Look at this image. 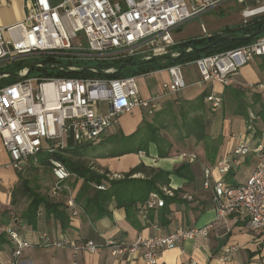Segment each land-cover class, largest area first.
<instances>
[{"label":"built area","instance_id":"2783aa9c","mask_svg":"<svg viewBox=\"0 0 264 264\" xmlns=\"http://www.w3.org/2000/svg\"><path fill=\"white\" fill-rule=\"evenodd\" d=\"M227 1L230 0L189 4L187 0H60L58 3L27 0L21 21L9 26L0 24V67L14 65L16 72L13 80L0 86V137L10 155L11 166L21 171L30 157L44 154L54 176L50 194L58 196L68 190L66 181L74 173L59 155H65L74 146L97 143L117 126L121 115L135 108L144 109L148 116L154 115L160 97L178 94L187 87L183 63L172 64L163 68L170 78L164 82L162 93L145 99L140 95L138 75L110 77L108 74L117 70L110 64L168 54L179 43L173 36L176 29ZM236 1L244 5L241 15L245 20L264 13L261 0ZM250 1L260 5L252 7ZM255 8L263 10L253 14ZM201 28L207 34L204 24ZM179 54L176 51L170 55ZM260 56H264V33L251 42L192 62L201 76L199 84L227 85L243 66ZM26 59L32 60V70L31 65H23ZM52 70L62 74H47ZM11 76L6 70L0 73V79ZM206 90L205 102L212 111H217L224 103V95L213 87ZM254 118L251 113L246 134L254 129ZM242 138L226 157L204 168L203 184L212 191L217 218L240 211L247 218L249 228L264 230V141L252 143L247 136ZM252 153L259 158L252 173L243 182H228L224 175L229 172L231 162ZM139 154L145 156L144 151ZM177 157L182 162L193 163L198 154L183 152ZM214 170L219 172V177L213 176ZM95 187L106 189L105 184ZM162 190L165 195L175 194L170 186H163ZM66 202L72 216L82 209L73 198ZM164 205V197L152 192L147 203L140 204L138 209L148 219L150 209ZM148 221L159 229L158 222ZM212 227V222L180 226L169 233L139 238L132 245L115 241L107 244L113 247L114 256L134 255L141 249L143 264H158L161 249L206 236ZM8 236L11 259L5 262L0 256V264H19L20 256L33 243L16 229H9ZM39 243L92 252L103 246L93 240L77 245L66 238L50 241L45 236Z\"/></svg>","mask_w":264,"mask_h":264},{"label":"crops","instance_id":"0c3cea01","mask_svg":"<svg viewBox=\"0 0 264 264\" xmlns=\"http://www.w3.org/2000/svg\"><path fill=\"white\" fill-rule=\"evenodd\" d=\"M187 1L189 4H195L201 0ZM261 1L264 3V0ZM27 6V0H0V24L9 26L21 21L25 16ZM204 13L195 18H201ZM189 21L176 29L174 35L182 31ZM201 24L205 25L207 34L203 32ZM207 24L209 25L208 22L206 23L205 20L201 19L200 32L176 41L181 42L193 37H207L214 33H219L223 29V27H211L210 30ZM258 59L259 57H256L253 61L243 66L227 85L219 82H209L206 84V87L197 90L194 94L176 93L177 95L173 99H166L163 102L159 101L162 97L158 99L159 108L156 111L157 113L161 112L159 110H162L163 104H168V106L172 104V107L176 108L181 106L192 108V105L197 102V96L207 87H213L215 91L222 93L224 98L227 93L234 90V88H239L240 85L247 88L248 86L251 87V96L255 97L251 102L254 103L258 112L256 115L254 114V129L249 134H246V126L249 121V114L252 113L250 109L246 110L243 108L234 112V114H237L241 118V122L236 128L234 127V122L229 119H226V124L223 123L221 125V117L218 115L220 112L217 110L210 113L211 109L208 103H205V111L200 112L209 119L207 130L210 136L215 138L214 142L209 139V150L211 153V146L214 144L217 149L214 154L209 155L205 142L203 140L198 141L193 134L180 138L181 135L185 134V131H181L179 139L183 140L184 145L179 149L178 147L171 146L170 149L173 153L170 152L169 157L160 158L158 156V147L155 143L149 144L148 153L144 151L145 156L133 152L123 155H112L113 152L118 151L117 144L120 135L128 136L134 133L143 119L145 117L149 118L146 111L141 108H135L132 112L121 115L117 126L97 143L78 145L77 153L69 150L66 151L65 155L73 161L83 163L82 159L87 158L84 164L100 173L109 171L107 175L111 178L115 175L122 176L131 167L140 162H144L148 166L171 170L182 163L180 158L177 157L180 153L186 151L196 152L198 159L190 164V177L171 176L170 187L174 190V193H178V199L180 200L167 203V207L171 209L168 214L170 223L168 225L159 224V229H156L148 219L151 222H158L160 207L150 209L147 213V219L138 209L140 204H136L138 212L132 220H129L127 219L126 209L116 206L115 202H112L109 206L111 216L105 215L96 220L91 219L82 209L77 215L72 216L67 207L65 212L70 220L69 225L66 227H63L53 214H47L44 207L41 206L37 216V223L33 227L21 217L22 212L28 206L30 196H23L18 191L17 203H12V191L24 187L23 180L25 181V185L36 189L49 199L67 205L66 201L69 198L76 199L84 178L79 177L73 172L74 175L66 181L69 189L63 191L58 196H52L50 191L54 183V176L48 162L44 158L46 155L40 154L30 157L24 169L18 171L11 166L10 155L4 148L0 137V203L8 206L12 211L11 213H13L6 227H0V233L6 231L8 236L9 229H17L33 243L31 247L24 250L19 258V264H143L141 249L136 251L134 255L118 254L114 256L112 253L113 247L108 245L107 241L132 245L139 238L169 233L180 226H201L208 222L213 223V227L209 228L208 235L197 237L194 240H182L173 247L161 249L157 255L158 264H188L192 261L196 264H264V230H252L249 228L247 218L240 211L217 218V213L212 203V191L205 188L203 184L204 168L212 166L217 160L226 157L240 143L243 139L242 137L247 136L252 143L264 141V87L261 86L264 83V62ZM189 63L193 62L190 61ZM144 74L155 76L165 74L166 79L165 81L159 80L149 87L143 80ZM144 74L138 75L137 81L140 80L138 83L140 95L145 99L160 94L163 82L169 81L170 78L169 73L165 69H158ZM192 84L190 82V86H194ZM227 86H230V88L228 89ZM247 94H249L248 91ZM251 96L248 98H251ZM246 111H250L249 114L247 113L249 117L245 114ZM192 113L194 114V111L190 109L189 116ZM216 123L217 125H215ZM178 125L175 121L174 126L177 127ZM91 144L100 145L101 148L88 151L86 145ZM82 154H85V156L82 157ZM166 160H171V163H166ZM258 160L259 158L254 153L237 157L231 162L229 172L224 175L226 180L235 183L243 182L252 173ZM34 171L44 174L43 179L41 177L39 179L41 178L42 180L40 181L46 183L49 187L45 192H42V189L39 187L32 186L29 177L23 176L25 172H27L26 174H30ZM213 176L217 178L220 174L217 170H214ZM43 236L48 237L50 241L66 238L77 245L83 244L88 240H93L103 246L94 252L86 249L77 251L70 246H45L39 243L41 241L40 238H43ZM11 249L6 245L0 250V256L5 262L11 259ZM228 253L229 257L226 258L225 255Z\"/></svg>","mask_w":264,"mask_h":264},{"label":"trees","instance_id":"16d2710c","mask_svg":"<svg viewBox=\"0 0 264 264\" xmlns=\"http://www.w3.org/2000/svg\"><path fill=\"white\" fill-rule=\"evenodd\" d=\"M262 27H264V13L244 20L235 26L226 25L219 33H214L207 37H193L181 41L173 46V49H176L180 53L175 57L168 54L152 57L154 59H127L111 63L110 65L115 66L116 69H118L121 64H124L125 66L120 71L116 70L115 72L108 74V76L119 77L125 75H140L154 70L163 69L172 64L186 63L202 56L223 52L257 39L262 34L253 38L245 39L238 38V36L249 35ZM222 35H231L232 38L220 41L207 49H195V47H202L212 43ZM188 47H191L192 49L187 51L186 48ZM14 68V65H8L0 68V73L6 70L12 74L10 78H1L0 86L15 78L14 73L16 72L14 71ZM47 74L61 75L62 73L57 70H52L47 72ZM207 93L206 89L202 91L197 96V102L192 105V108H185L184 106L179 107L180 114L183 118L182 126L185 130V134L181 135L180 138H185L193 134L198 141L203 140L205 142L207 153L210 155L214 154L217 149L213 144L211 146L212 152L210 153L209 139L214 142L215 138H212L207 130L209 119H207L203 113H200L201 111H205V96ZM171 108H173L172 104H170L169 109L163 110L157 113V115H154L152 120L145 117L134 133L128 136L121 134L120 138H118V151L113 152L112 155H123L132 152L139 153L142 150L148 153L149 144L155 143L158 147V156L160 158L169 157L172 144L167 137L161 134V130L168 127V124H166L162 118L166 114L164 112H171L172 116H175ZM190 109L194 111V115L191 117L189 116ZM67 150L77 153L78 147L75 146ZM59 157L65 162L72 172L77 174L79 177L84 178L83 184L78 191L75 201L82 207L83 212L90 216L93 220L99 219L105 215L111 216L109 206L112 202H115L118 207H124L127 212V219L132 220L138 212L136 204L145 205L150 199L151 193L157 192L164 197L166 202V204L159 209L158 222L161 225H168L170 223L168 214L171 209L167 207V203L178 201L180 199H178V193L176 192L173 196L165 195L162 187L170 186L172 175L180 177L191 176V163L187 161L182 162L180 165L175 166L171 170L148 166L144 162H140L139 164L131 167L121 177L111 178L107 175V173L109 174V171L100 173L91 169L84 163L73 161L66 155H59ZM44 158L48 162L47 156ZM135 174H141V176H134ZM24 183L25 181L23 180L24 187L20 189L17 188L12 191V203H17L16 198L18 191L21 192L23 196H30L28 206L21 214V217L28 224L33 227L36 225L39 209L43 206L46 213L53 214V216L60 221L63 227L69 225L70 219L65 212L67 208L65 203L49 199L46 195H43L36 189L31 188L29 185H25ZM230 183L237 184L235 182ZM95 184H105L106 189H98L95 187ZM10 212V209L2 211L0 215V226L7 225L11 218V215L9 214ZM40 239L42 240V238ZM6 245H8L10 249L12 248L11 241L7 236L6 231H3L0 233V250H2Z\"/></svg>","mask_w":264,"mask_h":264},{"label":"rangeland","instance_id":"374dc122","mask_svg":"<svg viewBox=\"0 0 264 264\" xmlns=\"http://www.w3.org/2000/svg\"><path fill=\"white\" fill-rule=\"evenodd\" d=\"M59 1L60 0H52L53 3H58ZM250 4L252 7H256V6L260 5V3H257L255 1H250ZM243 7H244V5L238 3L236 0H230V1L224 2L220 6L209 10V12L204 13L201 18L192 19L191 21H189L184 26L182 31H180L178 34H175V35L173 34V36H174L175 40H181L184 38H188L189 36L194 35L197 32H200L201 31L200 30L201 19L205 20L206 23L207 22L209 23V25L207 24V26L209 27L210 30H211V27L212 28H219V27H225L226 25L235 26L237 24H240L241 22H243L245 20L241 15V10ZM176 51H177L176 49H171V51L168 54H171V53L176 52ZM168 54H165V55H168ZM258 60H261L262 62H264V56H260ZM31 63H32V60L26 59V60H24L23 65L27 64L30 66ZM182 72L184 75V79L187 83V87L184 88L180 92V94L191 95V94H194V92H197V90H200L201 88L206 87V84H199V81L201 80V76H200V73L198 71L197 65L195 63H189V62L183 63L182 64ZM165 79H166L165 74L157 75V76L144 74V78H143V80L148 84L149 87H151V84H153L155 82L157 83L159 80L165 81ZM139 81L140 80H138V83H139ZM190 82H192L193 83L192 85H194V86H190ZM163 84H164V82H163ZM227 88L229 89L230 86H227ZM251 90L252 89L249 86L247 88V87H243L242 85H240L239 88H234V90L227 93V95L224 98V103H223L222 107L220 109H218V112H220V113H218V115L221 117L220 118L221 119L220 120L221 125L223 123L226 124L227 123L226 119H229L230 121L234 122L235 128L238 127L240 122H241V118L237 114H234V112L239 111L243 108L246 110L250 109L251 112L256 115V113L258 111H257V108H255L254 103L251 102L253 100V98H255V97L251 96L252 95ZM161 91H163V87H162ZM161 91H160V93H162ZM247 91L249 92V94H247ZM176 95L177 94L165 95L159 101L163 102L166 99L171 100ZM250 96H251V98H248ZM162 107H163L162 110H159V111H163L164 109L165 110L169 109L168 104H163ZM171 110L175 114V116H172L171 112L170 113L168 111L164 112L166 114L162 118L164 119L165 123L168 124V127L166 129H162L161 134L164 135L165 137L169 138L172 146L178 147V149H179L182 145H184L183 140L179 139L180 132L185 131L184 127H182L183 120H182V117L180 115V109L178 107L177 108L173 107V108H171ZM211 112L213 113L214 111L210 110V113ZM249 112H248V114H249ZM156 113H154V115H156ZM245 114H247V112ZM154 115L148 116L149 118H147V119L152 120ZM192 115H194V114L192 113L191 116ZM249 115H248V117H249ZM175 121L179 124L177 127L174 126ZM252 123L254 124V120ZM215 125H217V123ZM86 147H87L86 149L88 151H94L95 149L101 148L100 145L97 146V145H93V144L86 145ZM182 151H184V150H182ZM170 152L173 153L171 151V149H170ZM84 156H85V154H82V157H84ZM86 160H87V158H83L82 162L85 163ZM166 163H171V160H166ZM35 172H37V173H35ZM26 173L27 172H25V174H23V176L26 175L27 177H29L30 184L32 186L41 188L42 192H45L46 190H48L49 187L46 185V183H42L40 181L43 179L42 177H44V174H41L42 172L34 171L30 174H26ZM45 173H47V171H45ZM48 175H49V173H48ZM135 176H141V174H137ZM39 177H41L42 179L41 178L39 179ZM117 178H119V177H117ZM5 209H10V208L8 206L2 205L0 203V215H1L2 211ZM10 211H11V209H10ZM11 212L9 214L12 216L13 213H11ZM0 227H6V225L0 226Z\"/></svg>","mask_w":264,"mask_h":264},{"label":"water","instance_id":"95a60500","mask_svg":"<svg viewBox=\"0 0 264 264\" xmlns=\"http://www.w3.org/2000/svg\"><path fill=\"white\" fill-rule=\"evenodd\" d=\"M263 33H264V27H262V28H260V29H258V30H256V31H254V32H252V33L249 34V35H239L238 38H241V39H245V38H253V37H255V36H257V35H261V34H263ZM230 38H232L231 35H222V36H220L219 38H217L215 41H213L212 43H209V44L204 45V46H202V47H195V49H196V50L207 49V48H209V47H211V46H213V45L219 43L220 41H223V40H225V39H230ZM177 56H178V55H177ZM174 57H175V56H174ZM150 59H154V58L151 57ZM124 66H125L124 64H121L117 70L120 71ZM33 67H34V64L31 65L30 69L32 70ZM14 76H16V73H14Z\"/></svg>","mask_w":264,"mask_h":264},{"label":"bare ground","instance_id":"6f19581e","mask_svg":"<svg viewBox=\"0 0 264 264\" xmlns=\"http://www.w3.org/2000/svg\"><path fill=\"white\" fill-rule=\"evenodd\" d=\"M263 10V8H255L252 13L255 14V13H259Z\"/></svg>","mask_w":264,"mask_h":264}]
</instances>
